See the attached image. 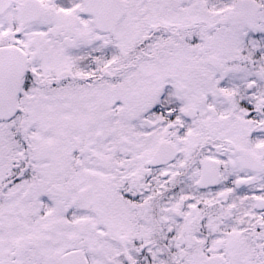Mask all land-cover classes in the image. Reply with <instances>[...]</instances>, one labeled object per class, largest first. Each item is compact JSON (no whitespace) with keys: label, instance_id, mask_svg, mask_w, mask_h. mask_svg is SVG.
Returning a JSON list of instances; mask_svg holds the SVG:
<instances>
[{"label":"snow or ice","instance_id":"1","mask_svg":"<svg viewBox=\"0 0 264 264\" xmlns=\"http://www.w3.org/2000/svg\"><path fill=\"white\" fill-rule=\"evenodd\" d=\"M0 264H264V0H0Z\"/></svg>","mask_w":264,"mask_h":264}]
</instances>
